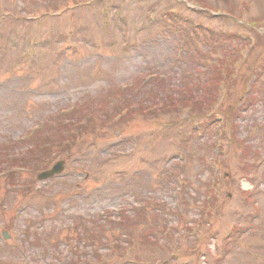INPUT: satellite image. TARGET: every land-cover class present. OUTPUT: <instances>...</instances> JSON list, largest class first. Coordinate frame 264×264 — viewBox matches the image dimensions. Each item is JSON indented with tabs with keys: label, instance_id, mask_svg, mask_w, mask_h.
<instances>
[{
	"label": "rangeland",
	"instance_id": "374dc122",
	"mask_svg": "<svg viewBox=\"0 0 264 264\" xmlns=\"http://www.w3.org/2000/svg\"><path fill=\"white\" fill-rule=\"evenodd\" d=\"M50 1L46 6L48 0H0V11L17 17L0 16V143L22 141L51 114L76 103L91 102L89 111L100 117L122 84L137 83L151 74L170 80L144 85L148 88L133 97L142 110L124 122L93 125L96 128L62 157L66 171L60 178L40 183L37 175L22 172L19 183L36 182L28 191H15L7 179L0 181V264H57L54 256L62 253L67 260L59 264H72L75 253L96 259L88 237L68 247L81 236L74 228L76 221L83 219L91 226L92 221L113 220L120 210L132 213L145 206V198L153 200L149 209H154L140 220L132 217L130 230L124 227V233L120 229L109 237H148L153 245L135 240L129 253L115 245L102 264H136L134 258L141 259L140 264H216L226 232L250 220L254 204L247 201L250 193L261 208L256 229L234 242L225 264H264V162L257 164L258 158L264 159V0H199L233 11L261 28L237 30L250 42L236 47L242 55L237 60L229 56L227 43L195 33L197 51L189 50L192 62L188 59L184 65L177 62L176 39L146 19L155 0H117L57 14L77 0ZM34 4H41L38 11ZM43 12L47 15L39 22L23 20ZM191 18L212 28L216 36L223 29H236L232 22L207 15ZM188 36L182 39L185 43ZM181 66L196 78L176 73ZM221 68L225 89L216 91V96H227L220 110L226 124L216 117L213 134L208 128L197 135L191 123L180 121L186 114L177 109L180 95L190 92L203 99L199 107L190 101L183 107L188 117L209 122L205 113L214 104L215 92L208 83L214 87V81L222 79ZM168 97L174 101L172 107L160 109ZM123 139L132 143L123 144ZM6 167L1 172H8ZM241 180L252 185L250 190H241ZM212 183L214 194L209 195L207 186ZM3 231L10 240H2ZM92 233L99 237L97 229ZM17 245L27 252L26 262L15 250ZM100 251L106 255L107 250Z\"/></svg>",
	"mask_w": 264,
	"mask_h": 264
},
{
	"label": "clouds",
	"instance_id": "9594fccd",
	"mask_svg": "<svg viewBox=\"0 0 264 264\" xmlns=\"http://www.w3.org/2000/svg\"><path fill=\"white\" fill-rule=\"evenodd\" d=\"M240 187H241V190L242 191H245V190H250V188L252 187V185H250L248 183V181H246V180H241L240 181Z\"/></svg>",
	"mask_w": 264,
	"mask_h": 264
},
{
	"label": "water",
	"instance_id": "95a60500",
	"mask_svg": "<svg viewBox=\"0 0 264 264\" xmlns=\"http://www.w3.org/2000/svg\"><path fill=\"white\" fill-rule=\"evenodd\" d=\"M61 168H62V164H59L57 166V168H56L57 172H59L61 170ZM51 175H53V174L52 173H48V174L43 175L42 177H47V176H51Z\"/></svg>",
	"mask_w": 264,
	"mask_h": 264
}]
</instances>
